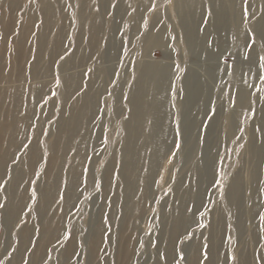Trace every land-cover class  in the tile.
I'll list each match as a JSON object with an SVG mask.
<instances>
[{"label": "rangeland", "instance_id": "374dc122", "mask_svg": "<svg viewBox=\"0 0 264 264\" xmlns=\"http://www.w3.org/2000/svg\"><path fill=\"white\" fill-rule=\"evenodd\" d=\"M180 1L151 0L145 4L139 0H84L85 6L82 8L76 9L71 5L63 9L60 7V11L68 17L67 24L62 29L59 22L55 23L48 34L50 38L56 39L64 33L67 45L72 41V48L68 51L72 58L68 67L60 70L56 66L52 78L57 82L62 75L81 73L83 86L77 95L86 91L98 93V116L92 124L93 137L88 149L86 174L66 209V228L71 234L67 233L50 244L46 248L44 260L37 264H189L192 246L207 243L209 247V228L213 220L219 221L227 210L224 204V196L229 189L224 177L226 164H229L230 176L240 179L243 187L233 194L235 213L232 217L238 225L234 232L231 230L233 238L229 230L225 234V227H221L220 264H233V255L236 257L235 264H242L246 260L248 264H264V12H256V0H231L225 5L228 20L223 29V47L217 54L219 69L216 76L211 78L208 69L205 68L202 72L194 65L197 63L196 57H200L204 51L189 49L186 45L183 22L178 11ZM216 1L223 2L199 0V12L195 20L198 30L211 43L216 39ZM39 8L40 0H22L16 4L12 0H0V14H3L0 18V32H6V35L0 36V63L3 66L7 67V62L13 58V24H22L28 13L38 12ZM95 11H100L106 17L100 36L102 45L106 48L104 54H95L85 41L79 42L76 47L72 37L76 27L75 13H84L90 21ZM134 12L140 16L136 20L132 16ZM107 17H110L109 21ZM138 23H145L154 34L162 35L164 44L147 49L145 45H135ZM253 27L257 28V35L251 30ZM167 28L171 32H167ZM253 34L256 35L254 44L249 39ZM258 39L261 47L256 44ZM128 48L130 51L125 54ZM63 60L65 59L62 58L61 61ZM140 61L149 65L168 66L173 72L170 107L175 110L179 106L182 112L179 125L183 123L185 112L192 119L199 114V121L187 135L188 139H177L178 136L173 132L149 179L148 192L143 194L140 188L134 192V203L139 201L141 204L140 214L133 225L129 223L126 227L124 240L119 243L116 237L117 227L115 231L110 220L122 218L123 210L113 202L112 197L104 195L103 185L98 178L108 165L111 152L121 150L120 141H113L112 136L115 135L117 126L128 118L127 104L118 95L116 97L115 91L118 92L129 77L130 84L133 82L136 65ZM178 70H184L179 84L176 77ZM100 71L104 73L100 75ZM192 75L202 76L206 85V104L194 111L193 105L186 101L187 81ZM235 75L242 78V87H245L247 96L253 98L250 119L239 120L237 116L236 96L240 87L233 81ZM55 82L36 103L30 125L19 137L23 147L11 160L7 178L16 174L21 167V157L29 144L34 142L45 151L47 142L51 139L60 111L58 104L52 101L57 93ZM127 87L128 85L125 89L129 90ZM72 104L73 102L69 103L71 113L74 107ZM213 106L215 114L211 111ZM228 119L232 128L239 133L233 139L229 135ZM212 126L216 127L214 134H210ZM177 143L181 145L179 150L175 148ZM254 149L258 150V155H255ZM200 165L203 168L206 165L209 169L208 176L202 181L194 176V166ZM256 170L258 179L253 181ZM45 181L46 178L41 173H35L25 179L21 188L31 186L34 190H40ZM118 187L120 185L114 183L111 194ZM189 189L194 194L189 205L191 222L178 238L176 249L168 261L164 248L169 241V231L175 219L174 209L179 205L183 192ZM9 190L10 183L5 179L0 186L1 223H5ZM119 192L120 190L117 191ZM52 212L58 215L63 213L62 197L55 201ZM29 213V209H26L14 221L13 228L6 230L0 248V264H9L14 257V228L18 229L28 223L35 235L34 242L39 238V220L36 214L30 216ZM100 223L105 225V242L93 255L90 237ZM189 236L193 240L189 241ZM70 238L75 243V252L65 259L63 245ZM34 242L18 264H33L30 260L34 256ZM119 244L121 248L131 247L128 263H124L120 257L118 261L115 260ZM181 252L184 254L182 260Z\"/></svg>", "mask_w": 264, "mask_h": 264}, {"label": "bare ground", "instance_id": "6f19581e", "mask_svg": "<svg viewBox=\"0 0 264 264\" xmlns=\"http://www.w3.org/2000/svg\"><path fill=\"white\" fill-rule=\"evenodd\" d=\"M12 1L16 4L22 0ZM139 1L147 4L151 0ZM230 1H216L214 14L216 39L212 43L198 30L195 22L199 12V0H181L179 3L178 11L183 22L187 47L204 51L200 57H196L197 63L194 65L202 72L205 68L208 69L207 72L210 73L211 78L216 76L219 69L217 54L223 47V29L228 20L224 7ZM255 4L256 12L263 14L264 0H256ZM69 5L77 9L85 6V2L84 0H72V2L71 0H40L38 12L28 13L20 25L13 24L14 39L11 48L13 58L7 62L8 68L0 63V186L5 179H8L10 183L8 200L5 205V223L0 222V248L3 245L6 230L13 228L14 221L21 217L26 209H29L30 216L37 215L40 230L39 238L34 242L35 235L28 223H24L18 229H13L16 240L13 242L12 249L15 251L9 264H18L33 242L35 251L30 261L33 264L42 262L46 248L69 233L66 228V209L75 196L78 184L86 174L88 149L93 137L92 124L98 116V93L86 91L84 94L77 95L83 86L81 73L73 76H71L73 73L62 75L57 82L52 78L56 66L58 69L60 67V70L68 67L72 58L68 55V51L72 48V41L67 45L64 33L58 35L56 39L50 38L48 34L57 22L61 24L62 29L66 26L68 17L60 11V7L63 9ZM2 16L3 14H0V18ZM132 16L135 20L140 17L137 12H134ZM261 18H263L262 15ZM107 19L109 21L110 17ZM74 20L76 27L72 37L75 46L85 41L87 47L91 48L95 54H104L106 48L103 47L100 36L103 31L102 23L106 17L100 11H95L90 21L84 13L81 15L75 13ZM167 29V32H171L169 28ZM255 29L257 28L253 27L251 30L257 35ZM1 35H6V32L2 30ZM136 43L141 47L145 45L147 49L153 45H163L164 41L162 35L154 34L147 24L138 23L136 40H134L135 45ZM256 44L261 47L259 39L256 40ZM129 51L128 48L125 54ZM62 58L65 60L61 61ZM183 71H177L178 84ZM100 73L102 75L104 72L100 71ZM172 76L174 74L168 66L149 65L140 61L136 65L133 82L130 84L129 77L123 83V87L118 92L115 91L116 97L118 95L127 104L128 118L117 126L115 135L112 136L113 141L117 139L120 141L121 150L111 152L109 163L98 179L103 185L104 195L112 197L113 202H116L117 206L123 210L122 218L110 220L115 231L117 227L116 237L119 243L124 240L126 227L129 223L133 225L140 214L141 204L139 201L134 203V192L138 188L143 194L148 192L149 179L169 144L173 132L176 133V123L180 120L182 112L179 106L175 110L170 107ZM233 81L240 87L236 96L237 116L239 120L250 119L253 98L247 96L245 87H242L241 77L235 75ZM54 82L57 83V93L52 101L58 104L60 111L52 137L47 142L45 151L34 142L29 144L21 157V167L16 174L7 178L11 160L23 147L19 137L30 125L36 110V103L45 96ZM127 85L129 90L125 89ZM205 98L206 85L203 77L190 76L187 81V104H192L194 111L206 104ZM70 102L74 104L72 113ZM198 121L199 114L192 119L185 112L183 123L179 125L180 134H176L177 139H188L187 135L195 129ZM228 122L230 137L232 139L238 137L239 133L232 128L230 119ZM215 131L216 127L212 126L210 134H214ZM254 153L259 154L257 149H254ZM35 173H41L46 178L42 189L34 190L31 186L21 188L25 179ZM208 173L209 169L206 165L204 168L201 165L200 167L194 166V176L198 181L205 179ZM224 177L229 184V189L224 196L227 210L221 215L219 221L214 219L209 228L208 259L205 260L201 255L202 245L194 244L191 248L189 264H220L222 261L219 247L221 227H225V234L229 230L232 238L231 230L234 232V229L238 228L232 217L235 213L233 194L240 191L243 184L240 179L230 176L229 164H226ZM257 179L256 170L253 181ZM114 183L120 185L117 189L120 192L116 191L111 194V187ZM193 196L192 189L183 192L179 205L177 204L178 206L174 209L175 219L169 231V241L164 248L168 261L171 260L176 249L178 238L183 235L191 222L189 205ZM60 197L63 198V213L58 215L52 212V206ZM104 226L100 223L90 237L93 255L105 242ZM63 246L65 259H67L74 254L75 243L70 238ZM131 251V247L121 248L119 244V254L117 253L115 260L118 261L120 257L124 263H128ZM160 264H166V262ZM242 264H248L247 260Z\"/></svg>", "mask_w": 264, "mask_h": 264}, {"label": "snow or ice", "instance_id": "6c2138e0", "mask_svg": "<svg viewBox=\"0 0 264 264\" xmlns=\"http://www.w3.org/2000/svg\"><path fill=\"white\" fill-rule=\"evenodd\" d=\"M249 39L251 40L252 44L255 43V35H254V34H253V35H250V36H249ZM248 46L251 47V45H248ZM246 59H247V57H246ZM262 59H264V58H262ZM211 111L213 112V114H215V108H214V106L212 107ZM176 134H177V135L180 134L179 121H177V125H176ZM180 147H181V145H180L179 143L175 144V148H176L177 150H179ZM33 195H34V193H33ZM0 207H2V205H0ZM205 227H207V225H205ZM188 239H189V241H191V240H193V237H192V236H189ZM181 243H183V241H181ZM207 248H208V244H207V243H203V244H202L201 255L203 256V258H204L205 260L208 259ZM180 259H181V260L184 259V254H183V252L180 253ZM235 260H236V257L233 255V256H232L233 264H235ZM177 264H178V262H177Z\"/></svg>", "mask_w": 264, "mask_h": 264}]
</instances>
